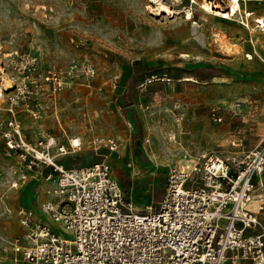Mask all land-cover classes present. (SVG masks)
<instances>
[{
  "label": "rangeland",
  "instance_id": "obj_1",
  "mask_svg": "<svg viewBox=\"0 0 264 264\" xmlns=\"http://www.w3.org/2000/svg\"><path fill=\"white\" fill-rule=\"evenodd\" d=\"M161 1L170 12L158 11L149 0H0V61L14 50L18 55L1 74L0 119L8 116L11 77L18 79L15 66L26 55H34L41 81L48 68L63 72L59 90L45 82L37 89L44 106L40 119L17 105L23 136L34 142L50 133L63 143L78 137L83 149L60 158L66 167L100 159L88 144L93 136L114 137L119 143L114 174L138 212L157 207L170 166L255 145L256 119L264 116V31L252 29L255 17L264 18V0H239L230 19L205 12L203 0ZM211 1L229 6V0ZM84 62L95 67L88 81L80 74ZM72 64L77 67L70 74ZM3 151L0 135V256H9L15 237L27 243L19 211L40 209L44 196L38 192L45 181L14 185L15 159ZM258 187L264 195V185ZM258 199L253 196L251 209ZM42 218L57 226L48 213ZM61 233L71 238L70 232Z\"/></svg>",
  "mask_w": 264,
  "mask_h": 264
},
{
  "label": "built area",
  "instance_id": "obj_2",
  "mask_svg": "<svg viewBox=\"0 0 264 264\" xmlns=\"http://www.w3.org/2000/svg\"><path fill=\"white\" fill-rule=\"evenodd\" d=\"M254 28L264 31L262 16L254 18ZM11 55L0 61V78L17 50ZM22 61L15 66L18 79L11 77L14 92L5 107L8 116L0 119V135L4 154L15 159L10 166L14 185L42 178L45 184L38 193L44 198L37 212L19 211L27 243L15 237L9 242L12 254L0 256V264H264V206L249 207L257 184L264 182V134L248 149L194 156L191 164L170 166L157 207L138 212L114 174L113 154L119 145L114 137L89 139L100 159L79 167H66L60 158L82 150V140L63 143L50 133L34 142L25 139L17 105L40 119L44 106L36 97L38 87L45 82L55 92L65 74L48 68L41 81L34 55ZM76 67L72 64L68 73ZM79 68L87 81L95 74L90 62ZM211 116L221 120L213 111ZM45 213L56 227L43 221Z\"/></svg>",
  "mask_w": 264,
  "mask_h": 264
},
{
  "label": "bare ground",
  "instance_id": "obj_3",
  "mask_svg": "<svg viewBox=\"0 0 264 264\" xmlns=\"http://www.w3.org/2000/svg\"><path fill=\"white\" fill-rule=\"evenodd\" d=\"M149 1H152V2H154V3L157 4V10L158 11L163 10V12H165V11L166 12H170V8L165 3H163L161 0H149ZM201 4H202L201 7L204 9L205 12L216 14V15L220 16L221 18H225V19H230V17H232L238 11V9H239V0H229V6L227 7V9L226 8L223 9L222 7H219V5L217 4V2L216 3H213L211 0H203ZM188 18H189V16H188ZM217 36L219 37V34ZM222 43L225 44L226 42L225 41L224 42L222 41ZM225 47L228 50L231 49V48H229L228 43L225 44ZM225 51H227V50H225ZM184 78L191 79V77H189V76H185ZM6 81H8V80H6ZM11 86H12L11 84H8L7 86H4V88L7 89V88H10ZM1 94H2V92H1V88H0V97H1ZM24 136H25V134H24ZM172 137L173 136H171V138ZM70 140L72 142H74V143H78L80 141V139L78 137L70 138ZM120 143L122 144V142H120Z\"/></svg>",
  "mask_w": 264,
  "mask_h": 264
},
{
  "label": "crops",
  "instance_id": "obj_4",
  "mask_svg": "<svg viewBox=\"0 0 264 264\" xmlns=\"http://www.w3.org/2000/svg\"><path fill=\"white\" fill-rule=\"evenodd\" d=\"M191 107H192V105H191ZM189 109H194V108H189ZM260 112L262 111V109L261 110H259ZM189 112V117H193L192 116V114H194V112H192L191 113V111H188ZM195 115V114H194ZM262 115V114H261ZM260 114L257 116V119H256V126H255V135H257L258 136V139H260L261 137H262V135L264 134V116H261ZM180 119H182V117L181 116H179V117H176V121H179ZM179 123V122H178ZM222 140H225V141H227V138H225L224 137V139H222ZM258 185L259 184H257V188H256V190L259 188L258 187ZM264 185V182H263V184L262 185H259V186H263ZM256 190H255V192H254V195H259V199L257 200V202H258V205L259 204H263V206H264V195H262L261 193L262 192H256ZM261 191H264V187L263 188H261L260 189ZM253 195V196H254ZM260 196H261V198H260ZM256 202V203H257ZM252 203V200L250 201V203H249V207H250V204ZM257 205V206H258ZM257 209V208H256Z\"/></svg>",
  "mask_w": 264,
  "mask_h": 264
}]
</instances>
